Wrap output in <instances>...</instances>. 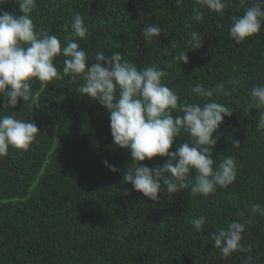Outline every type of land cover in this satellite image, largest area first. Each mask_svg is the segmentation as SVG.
I'll return each mask as SVG.
<instances>
[{
    "label": "trees",
    "instance_id": "obj_1",
    "mask_svg": "<svg viewBox=\"0 0 264 264\" xmlns=\"http://www.w3.org/2000/svg\"><path fill=\"white\" fill-rule=\"evenodd\" d=\"M253 2L227 0L223 16L202 8L203 19L196 21L195 0L179 8L176 0H36L35 28L58 36L62 47L70 35L64 26L76 13L83 17L88 33L76 42L89 62L102 51L119 52L138 68L155 64L180 102L203 104L191 88L223 83L231 95L211 100L232 115L213 136L219 137L213 159L218 165L225 156L235 157L236 180L207 197L162 188L154 203L123 180L134 167L130 150L114 144L108 110L78 93L83 81H34L31 108L19 101L5 109L0 96V114L31 121L40 131L22 155L10 148L0 157V264H264V216L251 212L254 203L264 207V131H257L264 109L249 107L252 87L264 85V26L239 45L229 35L230 17ZM2 7L22 15L13 0ZM153 24L163 31L156 43L145 42L141 32ZM192 31L203 39L193 50L187 43ZM180 51L187 52L188 64L174 60ZM56 67L62 70L63 57ZM188 140L181 133L169 151ZM168 159L142 163L162 167ZM105 161L119 171L111 172ZM199 216L206 223L197 231L191 221ZM232 221L245 223L241 243L251 251L223 258L210 237Z\"/></svg>",
    "mask_w": 264,
    "mask_h": 264
},
{
    "label": "clouds",
    "instance_id": "obj_2",
    "mask_svg": "<svg viewBox=\"0 0 264 264\" xmlns=\"http://www.w3.org/2000/svg\"><path fill=\"white\" fill-rule=\"evenodd\" d=\"M13 2L18 4L22 15L3 11L2 6L9 0H0V96L6 101L5 109L15 108L19 101L31 108L36 103L32 91L34 81L46 86L65 77H70L73 82L82 80L78 93L108 110L114 144L130 150L134 167L124 174L123 180L131 183L144 197L156 203L162 188L167 194L189 190L192 196L207 197L217 187L226 188L235 182V157L225 156L218 165L213 159V149L219 139L213 136L224 117L232 115L226 105L211 100L214 96L231 95L223 83L215 88L196 83L191 88L193 94L207 101L203 104L180 102L178 95L163 83L167 73L155 64L138 68L135 63L123 59L119 52L106 56L102 51L89 62L88 55L76 42L85 39L88 33L79 13L64 26V31L70 35L62 47L58 36L35 28L31 14L36 0ZM226 3L227 0H195V5L200 7L193 6L192 18L201 21L202 8L223 16ZM183 4L184 0H176L178 8ZM230 19V37L238 45L246 42L258 35L264 26V0H254L242 15ZM162 31L153 24L146 26L141 35L145 42L156 43ZM187 35L191 50L202 46L203 39L198 31ZM175 47L172 42L171 48ZM58 57H63L62 70L56 67ZM174 60L189 63L185 51H180ZM249 95L252 101L249 107L254 105L257 109H264V85L252 87ZM175 112L181 114L174 115ZM4 113L0 114V157L7 156L10 148L22 155L29 150L40 131L35 123ZM257 131H264V111L259 113ZM181 133L187 134L189 140L180 144L175 152H170ZM235 146L240 148L239 141H235ZM155 157L169 159L162 167L143 165L142 162ZM104 163L111 172L119 171L107 161ZM251 212L264 216V207L254 203ZM191 223L200 231L206 218L199 216ZM244 232L245 223L232 221L227 228L212 233L210 238L213 246L220 249L221 256L227 258L235 252L251 251L241 243Z\"/></svg>",
    "mask_w": 264,
    "mask_h": 264
}]
</instances>
